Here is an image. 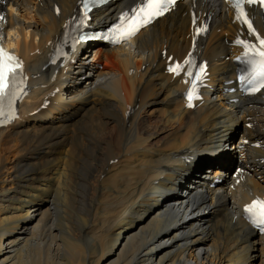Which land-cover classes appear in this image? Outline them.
<instances>
[{"label": "bare ground", "instance_id": "1", "mask_svg": "<svg viewBox=\"0 0 264 264\" xmlns=\"http://www.w3.org/2000/svg\"><path fill=\"white\" fill-rule=\"evenodd\" d=\"M80 2L9 0L7 46L29 91L0 129V264H264V234L243 217L264 197V90L241 94L234 62L255 36L227 0H182L87 63L86 45L57 53ZM140 2L118 0L94 24ZM245 11L264 38V8ZM202 62L204 99L189 110L187 75Z\"/></svg>", "mask_w": 264, "mask_h": 264}, {"label": "snow or ice", "instance_id": "2", "mask_svg": "<svg viewBox=\"0 0 264 264\" xmlns=\"http://www.w3.org/2000/svg\"><path fill=\"white\" fill-rule=\"evenodd\" d=\"M2 2V0H0ZM177 0H141V2L131 10V15L127 12L120 17V23L112 30L115 37V42L119 43L122 40L130 39L142 27H146L155 19L165 15L176 5ZM96 3V0H85L84 8L87 10L91 4ZM245 4L264 6V0H232V6L236 9V19L247 26L250 35H254L258 43H250L245 40H238L237 43L245 49V56L248 57L247 62L252 66V72L246 77L241 76L240 82L242 85L249 86L250 92H256L264 88V38L256 33L251 20L245 11ZM87 18V12H85ZM5 16L0 15V21H4ZM196 24L193 19V25ZM204 29L197 27L196 34L199 35ZM186 64H191L188 60ZM23 63L16 56L6 52L3 47H0V117L5 115L4 102H8L9 113H14L13 102L17 96V76L21 74ZM171 73L179 75L184 69L179 64H175L168 69ZM204 74V67L201 66L197 73L192 88L187 93L189 106L194 99V93L197 89L196 81L200 80ZM192 76L191 72H188ZM244 212L249 215L250 222L264 230V200H254L250 205L244 208Z\"/></svg>", "mask_w": 264, "mask_h": 264}, {"label": "rangeland", "instance_id": "3", "mask_svg": "<svg viewBox=\"0 0 264 264\" xmlns=\"http://www.w3.org/2000/svg\"><path fill=\"white\" fill-rule=\"evenodd\" d=\"M88 81H85V83H87ZM83 84H84V82H83ZM83 84L81 85V86H83ZM149 108H151V107H149ZM148 121L149 122H154V117L153 116H151L149 119H148ZM32 124H35V122L34 123H32ZM34 126V125H33ZM244 125L243 124H239L236 128H235V131H239L240 129H242V127H243ZM20 127V126H19ZM31 127V125L28 127V128H30ZM108 130V129H107ZM240 132V131H239ZM239 132H236V135H237V138H238V136H239ZM6 146V147H5ZM2 147V153H3V155H4V157H6V161L9 163L8 165L9 166H11V163H12V161L15 159V157L14 156H12V154H15V152H14V150L12 149V150H9L8 152H5V150H8L9 149V147L11 148V146H10V144L8 143V144H6V145H2L1 146ZM225 147H229V151L227 152V153H225L226 154V157H228V159L226 160L227 161V163H231V164H234L235 163V160H234V158H235V152L234 151H232V150H234V149H232V146H225ZM224 147V148H225ZM223 150V149H222ZM224 154V155H225ZM231 158V159H230ZM233 159V160H232ZM225 162V161H224ZM8 166V167H9ZM232 170H234V169H232ZM9 171H11V170H9ZM204 174H206V172H204V171H201V175H204ZM3 178H4V176H3ZM3 184H0V187L2 186ZM187 244H188V242H186ZM152 245L150 244L149 245V247L148 248H150ZM225 264H232L230 261H227V259H226V261L224 262Z\"/></svg>", "mask_w": 264, "mask_h": 264}]
</instances>
